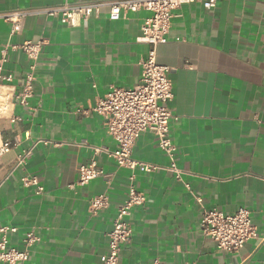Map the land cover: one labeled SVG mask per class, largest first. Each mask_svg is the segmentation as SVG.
Segmentation results:
<instances>
[{
	"label": "crops",
	"instance_id": "1",
	"mask_svg": "<svg viewBox=\"0 0 264 264\" xmlns=\"http://www.w3.org/2000/svg\"><path fill=\"white\" fill-rule=\"evenodd\" d=\"M77 1L0 0V11ZM108 13L104 8L74 27L57 17L29 16L15 34L0 21V45L43 41L28 104L16 97L32 64L22 50L9 53L5 70L14 78L0 88V132L12 144L0 156V225L19 228L10 234L15 247H22L30 229L40 237L24 264H98L126 198L132 172L106 152L117 144L104 118L89 109L113 86L138 83L149 45L136 39L151 12L127 11L119 20ZM157 61L170 68L169 105L180 116L171 122L170 137L185 173L177 179L165 168L135 171L133 182L146 201L130 215L132 239L120 264L155 258L167 264H264L260 237L227 252L201 228L203 207L228 213L248 207L264 234V0H219L210 9L184 4L173 12ZM133 156L170 164L150 131L137 139ZM93 161L104 174L77 184L80 166ZM24 176H35L44 190L25 186ZM102 193L110 206L91 212L92 196Z\"/></svg>",
	"mask_w": 264,
	"mask_h": 264
},
{
	"label": "built area",
	"instance_id": "2",
	"mask_svg": "<svg viewBox=\"0 0 264 264\" xmlns=\"http://www.w3.org/2000/svg\"><path fill=\"white\" fill-rule=\"evenodd\" d=\"M219 0H79L63 4L12 9L0 11V21L11 24L13 34L23 28L25 19L29 16L46 15L60 18L68 26H80L91 17H99L104 8L108 9L110 20H119L124 12L148 10L151 15L145 18L137 42L149 45L147 57L142 61V73L138 83L131 88L113 86L105 95L97 97L96 103L89 110L104 118V125L116 142V148L106 150L119 167L131 170V183L126 198L118 206L116 217L108 232V249L101 255L98 264H120L123 247L127 245L133 234L130 215L133 210L146 201V195L133 182L135 171L154 172L165 168L171 171L177 179H183L185 173L177 163L176 145L170 137L171 122L178 121L169 103L174 98L173 84L169 76L170 68L157 61V48L168 40L172 25L173 12L184 4L200 3L205 8H214ZM43 47V41L25 40L22 43H7L0 45V88L13 81L14 75L5 70L9 60V53L22 50L32 61L30 71L26 74L25 84L17 94L22 104H28L33 94L34 69ZM78 109L79 112H87ZM153 132L158 139L160 148L168 155L170 164L162 166L158 163L138 160L133 156L137 139L143 132ZM12 147L10 141L2 140L0 132V156ZM28 155L21 154L18 164L24 162ZM104 170L97 166L95 161L82 164L79 168L77 184L86 185L94 178L103 175ZM25 186H34L38 192L44 186L34 176L22 177ZM188 187L189 185L186 184ZM197 202L202 203L200 196ZM111 204L107 193L92 196L89 204L91 212L97 213ZM202 232L211 238L219 250L235 252L252 239L260 237L264 244V234L260 235L254 224L251 210L241 207L233 213L225 212L217 207L205 208L201 217ZM15 225H0V262L7 264H24L31 255V247L40 240L34 229L28 230L22 238V247L10 245V234L16 233ZM151 264H167L159 258Z\"/></svg>",
	"mask_w": 264,
	"mask_h": 264
}]
</instances>
